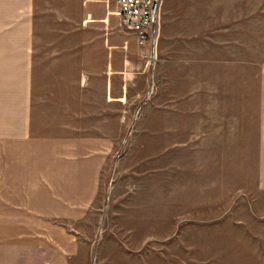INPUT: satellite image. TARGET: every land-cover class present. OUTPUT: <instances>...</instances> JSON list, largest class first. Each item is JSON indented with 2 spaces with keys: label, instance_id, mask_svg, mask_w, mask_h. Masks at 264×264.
<instances>
[{
  "label": "rangeland",
  "instance_id": "374dc122",
  "mask_svg": "<svg viewBox=\"0 0 264 264\" xmlns=\"http://www.w3.org/2000/svg\"><path fill=\"white\" fill-rule=\"evenodd\" d=\"M116 8L34 0L11 263L264 264V0Z\"/></svg>",
  "mask_w": 264,
  "mask_h": 264
},
{
  "label": "crops",
  "instance_id": "0c3cea01",
  "mask_svg": "<svg viewBox=\"0 0 264 264\" xmlns=\"http://www.w3.org/2000/svg\"><path fill=\"white\" fill-rule=\"evenodd\" d=\"M33 10L34 0H0V264H12L13 148L31 131Z\"/></svg>",
  "mask_w": 264,
  "mask_h": 264
},
{
  "label": "built area",
  "instance_id": "2783aa9c",
  "mask_svg": "<svg viewBox=\"0 0 264 264\" xmlns=\"http://www.w3.org/2000/svg\"><path fill=\"white\" fill-rule=\"evenodd\" d=\"M160 4L161 0H116L121 24L135 33L138 45H152ZM148 53L151 57V47Z\"/></svg>",
  "mask_w": 264,
  "mask_h": 264
}]
</instances>
